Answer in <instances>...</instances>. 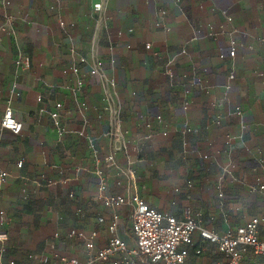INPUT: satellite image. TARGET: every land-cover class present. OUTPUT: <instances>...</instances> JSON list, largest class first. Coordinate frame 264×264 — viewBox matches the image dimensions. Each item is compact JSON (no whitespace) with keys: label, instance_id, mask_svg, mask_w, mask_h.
Wrapping results in <instances>:
<instances>
[{"label":"crops","instance_id":"obj_1","mask_svg":"<svg viewBox=\"0 0 264 264\" xmlns=\"http://www.w3.org/2000/svg\"><path fill=\"white\" fill-rule=\"evenodd\" d=\"M262 40L264 0H0V122L9 107L21 124L17 134L0 126V264H38L51 257L53 234L70 229L96 230V246L105 243L95 216L108 220L110 212L96 199L91 154L76 135L78 103L87 107L86 132L109 193L137 195L178 219L183 209L199 212L200 227L218 235L264 219V190L254 191L264 173L252 171L254 156L264 160ZM79 58L86 62L73 74ZM95 60L115 83L108 91L125 144L117 168L104 163L118 145L106 136V85L90 74ZM234 107L242 109L243 142L253 156L239 142L226 152V138L239 134V120L227 115ZM230 160L235 180L221 172ZM120 218V236L132 245L121 231L123 210ZM198 240L195 232L194 249ZM56 245L58 254L85 262L79 241ZM194 249L185 264L221 259L214 247L200 256Z\"/></svg>","mask_w":264,"mask_h":264},{"label":"built area","instance_id":"obj_2","mask_svg":"<svg viewBox=\"0 0 264 264\" xmlns=\"http://www.w3.org/2000/svg\"><path fill=\"white\" fill-rule=\"evenodd\" d=\"M96 13L102 11L101 3L93 5ZM165 14L164 12L162 13ZM230 21V19H228ZM160 27L159 24H156ZM264 43V40H262ZM235 41H230V46H235ZM146 48H149L146 45ZM75 51L71 49V53ZM24 62L27 67V60H19L17 64ZM84 58H79L70 72L77 74L79 65L85 64ZM92 76L100 77L106 85L103 96L104 109L108 113L109 131L106 136L118 146L104 158V163L110 167L117 168L115 155L117 152L125 150V144L122 142V132L120 130L119 112L113 103L112 95L108 87L114 88V80H106L102 71V63L95 60L92 69ZM169 75V71H167ZM234 75L230 73L228 80H233ZM197 83H194L196 85ZM228 89V87L226 88ZM187 94V91L185 92ZM58 110L60 104L55 105ZM77 109L81 114L82 128L76 132L77 137L83 138L91 154L94 166V175L96 177V199L99 200L103 210L110 212L109 219L99 212L96 214V222L103 227L105 233V243L102 247H97L95 241L98 238V231L92 230L85 232L79 229H70L67 233L61 235L54 233L49 245L51 257L42 256L38 264H184L191 249H194L193 234L197 232L199 240L197 249H194L195 255H200L202 249L211 246L214 247L221 259L214 264H242L243 258L247 252L254 256H264V219L258 217L251 218L245 225L227 228L221 235L209 232L200 227L199 212H192L190 209H183L181 218H176L166 213L150 208L137 195L111 194L108 192V180L106 173L101 168L100 153L95 146L93 138L87 134V118L84 112L87 107L84 103H78ZM228 116H236L239 120V134L235 137L228 136L225 141V149L228 155L231 153L232 145L235 142L241 143L243 149L252 155L249 148L243 142L245 123L242 109L234 107L227 112ZM50 119L60 138L64 132L59 127V115L57 112L50 113ZM101 118V115H98ZM0 126L2 129L9 130L15 134L21 130V124L18 123L8 107L5 109ZM253 156V155H252ZM207 159V157H203ZM255 167L253 172L261 171L264 173V160L254 156ZM21 163H18V167ZM235 166L230 160L224 166H221V172L232 180H235L233 170ZM5 174L0 175V181L3 182ZM52 184V183H49ZM120 186V182L116 183ZM191 182H187V187ZM264 186H257L254 191L263 192ZM72 196V195H71ZM70 196V197H71ZM123 210V220L129 223L128 237H131L133 244H129L120 236V211ZM81 209L76 213L81 214ZM2 213H0L1 216ZM1 219V218H0ZM4 236H0L3 239ZM79 241L83 244L85 252V262L81 263L76 257H71L56 252V243L64 241ZM8 264H13L10 262Z\"/></svg>","mask_w":264,"mask_h":264},{"label":"rangeland","instance_id":"obj_3","mask_svg":"<svg viewBox=\"0 0 264 264\" xmlns=\"http://www.w3.org/2000/svg\"><path fill=\"white\" fill-rule=\"evenodd\" d=\"M121 230L122 232H124V234L126 235V237L128 236V229H129V224H123ZM203 257V256H202ZM210 258L208 257H204L200 259V263L202 264H210L209 262ZM212 264V263H211ZM242 264H264V257H259V256H254L251 254H247L244 256V260L242 261Z\"/></svg>","mask_w":264,"mask_h":264},{"label":"trees","instance_id":"obj_4","mask_svg":"<svg viewBox=\"0 0 264 264\" xmlns=\"http://www.w3.org/2000/svg\"><path fill=\"white\" fill-rule=\"evenodd\" d=\"M193 253H194V251H193ZM247 254H251L250 252H247L245 255H247ZM195 255V254H194ZM201 255V254H200ZM200 255H195V256H200ZM252 255V254H251ZM259 257H264V256H259ZM243 260H244V258H243ZM184 264H185V262H184Z\"/></svg>","mask_w":264,"mask_h":264}]
</instances>
